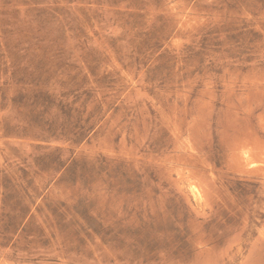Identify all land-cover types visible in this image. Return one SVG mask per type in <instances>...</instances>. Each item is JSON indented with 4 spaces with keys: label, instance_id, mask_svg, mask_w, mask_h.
<instances>
[{
    "label": "rangeland",
    "instance_id": "rangeland-1",
    "mask_svg": "<svg viewBox=\"0 0 264 264\" xmlns=\"http://www.w3.org/2000/svg\"><path fill=\"white\" fill-rule=\"evenodd\" d=\"M0 264H264V0H0Z\"/></svg>",
    "mask_w": 264,
    "mask_h": 264
}]
</instances>
